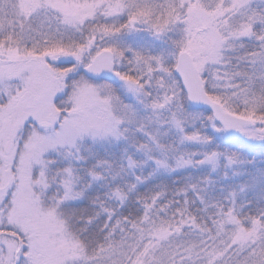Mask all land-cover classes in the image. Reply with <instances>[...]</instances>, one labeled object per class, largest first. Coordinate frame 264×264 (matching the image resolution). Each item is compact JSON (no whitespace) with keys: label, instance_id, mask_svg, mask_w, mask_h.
I'll use <instances>...</instances> for the list:
<instances>
[{"label":"snow or ice","instance_id":"6c2138e0","mask_svg":"<svg viewBox=\"0 0 264 264\" xmlns=\"http://www.w3.org/2000/svg\"><path fill=\"white\" fill-rule=\"evenodd\" d=\"M0 264H264V0H0Z\"/></svg>","mask_w":264,"mask_h":264}]
</instances>
